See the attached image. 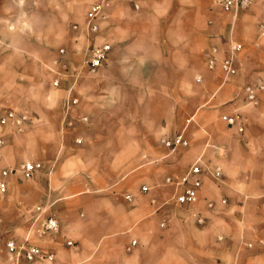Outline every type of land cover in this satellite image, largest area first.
Returning a JSON list of instances; mask_svg holds the SVG:
<instances>
[{"label": "crops", "instance_id": "1", "mask_svg": "<svg viewBox=\"0 0 264 264\" xmlns=\"http://www.w3.org/2000/svg\"><path fill=\"white\" fill-rule=\"evenodd\" d=\"M91 1L55 0L42 27H28L19 53H4L0 45V93L8 99L0 101V115H27L15 104L24 95L31 100L22 129L11 123L3 128L0 163L4 169L26 160L41 163L31 178L1 171L0 264H13L6 241L23 239L36 204L45 205L59 227L32 237L51 257L22 264H264V215L250 208L257 201L246 193L254 183L238 178L249 173L247 159L256 154L251 143H264V135L250 133L264 125V118L254 124L250 116L264 114V96L255 110L243 102V87L264 81V35L258 30L264 21L254 14L257 4L239 14L221 9L230 17L227 24L197 0H134L137 8L117 1L94 37L111 45L107 60L88 76L81 66L87 39L76 38L71 24L85 20ZM244 29L253 31L251 38L237 32ZM232 42L242 47L235 73L225 79L219 63ZM213 48L217 72L207 66ZM63 62L67 75L55 87L54 71L62 72ZM70 97L78 103L65 112ZM235 111L243 113V134L222 121ZM65 117L75 123L64 127ZM178 133L188 145L171 149L164 141ZM257 152L264 156V145ZM197 158L219 166L222 176L204 173L198 202L178 205L167 179H179ZM254 189L264 195V186L255 183Z\"/></svg>", "mask_w": 264, "mask_h": 264}, {"label": "built area", "instance_id": "2", "mask_svg": "<svg viewBox=\"0 0 264 264\" xmlns=\"http://www.w3.org/2000/svg\"><path fill=\"white\" fill-rule=\"evenodd\" d=\"M117 1L121 0H92L89 4V8L86 12L85 20L82 23H72L71 29L76 33V38L79 36L87 39V44L84 50V59L82 60V67L86 68L89 73H96L106 62L108 53L111 49V45L107 41L95 42L99 27L102 21H104L108 14L107 11ZM133 5L135 8L138 4L134 0ZM217 5L225 12L233 14L238 13L240 10L246 9L250 6L252 0H214ZM258 30L261 35H264V23H259ZM242 45L238 42H232L229 47V54L224 57L219 67L225 79L232 76L235 71V56L236 52L240 50ZM59 52L64 54L65 49L60 48ZM207 66L213 69L216 66L215 49L213 48L211 53L208 54ZM63 69L59 72L57 77L52 81V85L57 87L63 77H65L68 70L67 62L61 64ZM244 97L248 104H257L259 100V93L264 91V81L257 83L247 84L243 87ZM78 103L77 97H70L65 107V112L68 111L70 105ZM29 117L25 114H17L14 110H8L3 115H0V156L2 155V149L4 146L3 128L11 123L16 126V130L20 131L22 125L27 122ZM87 118L83 117L85 121ZM222 119L229 126H235L239 131L243 130V117L240 113L225 114ZM75 122L70 119L63 120V126H72ZM164 143L171 149L177 146H187L188 140L184 137L183 133L174 135L171 139H167ZM41 163L38 161L26 160L21 162L17 167L3 169L2 175L12 174L19 172L25 178H31L33 174L40 169ZM206 173L213 179H220L222 172L219 166L210 167L203 163L200 158H197L185 171V173L179 177V179L173 180L168 178L167 181L171 182L176 191L172 199L178 205H184L186 207H193L198 202V192L202 185V175ZM6 185L4 181H0V190L5 191ZM143 190L147 188L142 187ZM126 198H130L126 195ZM208 203V206H211ZM29 228L26 235L22 240L16 241L10 239L6 241V249L10 254L13 264H22L23 261L30 262L37 258L51 257V254L45 253L41 247L32 240V237L42 238L47 234L54 233L58 230L59 223L55 217L48 214V209L45 205L36 204L31 210L29 217ZM198 223H203V217H197ZM135 242V241H133ZM68 245H71V241H66Z\"/></svg>", "mask_w": 264, "mask_h": 264}, {"label": "rangeland", "instance_id": "3", "mask_svg": "<svg viewBox=\"0 0 264 264\" xmlns=\"http://www.w3.org/2000/svg\"><path fill=\"white\" fill-rule=\"evenodd\" d=\"M200 1L201 4L207 6L208 8H210V10H214L216 12H218V14H220L221 17H223L224 19V23L226 22L228 24L230 17L228 18L225 14H221V9L220 7L217 5V3L214 0H197ZM257 1V2H256ZM199 3V2H197ZM256 5L255 10H254V14L257 17V20L260 21H264V0H252L250 6L246 9L240 10L238 12L239 13H243L246 11H249L250 8L254 5ZM54 5H56L55 0H0V45L3 43L4 47H3V52L4 53H11V54H17L20 51L16 48L20 47L22 48V46L25 44V40L27 39V33H28V27L31 26V23H35L37 25V23H39V27H42V24L44 22V12L45 10L53 7ZM222 21V20H221ZM223 22V21H222ZM41 31V30H40ZM39 31V32H40ZM237 32H243V36L244 37H248L251 38V33H253V31L251 32V30H245L244 31H237ZM42 32L38 34H35V37L37 39H41L42 38ZM6 40L9 43L13 44V48H15L16 51H11V47L9 45H6L5 42ZM58 63V61H55L54 64L56 65ZM264 64V62H259ZM60 66V64H58ZM81 65H82V61H81ZM61 68H59L58 70H55L54 72H56V75H58V73L60 72ZM63 70V69H62ZM209 70V69H208ZM211 72H217L218 70H210ZM218 73H220V75H222V71L221 69L218 71ZM96 73H89L87 72L88 76H92V75H96ZM223 76V75H222ZM42 77V76H41ZM40 77V78H41ZM9 82H11V79H5ZM1 85H0V91H1ZM6 90V88L4 89ZM199 91L198 88L196 90V95H199ZM5 92V91H4ZM1 94L0 93V101L2 102H7L8 99H6L7 95L6 94ZM23 96V95H22ZM262 96H264V91L259 93V99ZM21 99V98H20ZM19 99V100H20ZM243 102L244 105L248 108H251L252 110L254 109H258V106H253L252 104H248L245 100V97L243 96ZM31 104V100L29 99L28 95H24L23 98L18 101L15 106L16 111L17 112H23L26 113L27 115H30V113L28 112V108ZM234 113H240L241 116L243 113H241V111H235ZM251 118H253L252 120L254 121V124L259 123L258 121H260V118H264V114L260 115L259 113L256 112H252ZM225 115V114H223ZM222 115V116H223ZM243 120V119H242ZM223 123L225 122L224 120H222ZM226 123V122H225ZM243 123V122H242ZM246 123V121H245ZM228 128H234L235 126H229L227 125ZM237 128V127H235ZM235 130V129H234ZM243 131H236L234 132V134L238 135V134H243ZM256 139L259 135H264V125H254L251 129L250 132ZM261 145H264V143H259L257 142V140L254 139V141L251 143V147L250 148H254L256 152L255 156L248 158V165L246 170H249L248 174H240L239 175V181L243 182V183H250L253 182L254 186H252L250 190L247 191L246 194H248L247 197H251L253 199H255L257 201L256 203V207L251 206L250 208H256L257 211L261 212L262 215H264V195H255L257 194L258 190L254 189L255 187V183H257L258 186H264V163H262L261 165H259L260 160L264 161V156L260 157L259 156V152H257L259 150V147ZM237 154L235 152L232 153L230 159H231V166L235 165V160L237 158L236 156ZM1 157V156H0ZM18 166V165H17ZM16 166V167H17ZM13 168V167H12ZM233 168V167H232ZM3 166L0 163V175H1V171L3 170ZM229 173L234 177L235 174L233 171H230ZM234 174V175H233ZM254 195V196H252ZM0 196H4L5 194H1ZM9 206L6 205L4 206V213H7V208Z\"/></svg>", "mask_w": 264, "mask_h": 264}]
</instances>
